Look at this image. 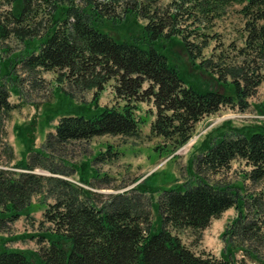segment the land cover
Listing matches in <instances>:
<instances>
[{
	"label": "trees",
	"instance_id": "trees-1",
	"mask_svg": "<svg viewBox=\"0 0 264 264\" xmlns=\"http://www.w3.org/2000/svg\"><path fill=\"white\" fill-rule=\"evenodd\" d=\"M8 1L12 5L8 16L11 21L6 16L0 18V39L14 35L24 47L19 60L14 58L11 65V60L6 64L8 77L21 65L29 73L43 70L63 72L69 79L81 76L84 87L95 90L90 107L94 114L61 117L55 132L47 134L42 151L104 135L139 137L141 122L136 115L137 103L150 101L156 108L150 134L162 138L173 154L190 141L196 125L204 117L216 114L224 106L247 110L249 99L256 95L263 82L260 68L251 65L247 68L243 62L222 74L231 76L230 82L223 81L231 92L199 90L186 84L169 49L176 38L180 39L192 68L208 72L205 63L210 65L209 62L197 63L202 47L195 52L194 44L178 25L201 24L204 29L238 4L242 6L239 13L244 18L246 32L245 46L240 53L245 58L252 55L258 61L264 60V0H173L155 11L149 6L134 4L137 8L127 9L123 18H132V30L137 26V33L125 31V35L123 31L110 29L121 24H103L109 18L104 19L91 3L88 8H77L60 0ZM35 1L47 8L43 10L45 19L34 25L31 22L40 14H34L30 20ZM140 18L146 24L135 23ZM9 27L14 31L9 32ZM33 27H38V31ZM111 79L116 80L115 98L122 103L100 106L103 84ZM217 79L222 81L220 77ZM58 80L63 81L60 77ZM10 97L8 86L0 78V129L17 108ZM258 108L264 114V102ZM224 123L207 134L200 145L201 152L191 160L193 182L165 189L151 188L146 180L152 174L131 192L110 195L100 203L91 191L68 180L33 173L35 168L47 166L29 163L26 156L12 166L21 171L6 168L5 165H11L16 159L13 147L6 144L3 151L7 161L0 154V230L24 213L28 216L35 195L46 192L55 198V203L44 212L43 221L50 228L44 234L33 236L44 246L36 252H24L3 244L0 264L264 263V125L234 127L229 121ZM35 132V124L31 123L20 139L26 141L25 154L43 156L41 152H32ZM2 140L0 145L4 146ZM111 154L114 152L109 147L100 153L98 160L104 161ZM236 160L250 168L244 172L243 181H250L253 189L258 187V190H248L243 184L208 181L207 174L217 175L230 169ZM47 169L54 174L68 175L57 168ZM149 192H160L156 202L151 200L147 204L144 196ZM149 205L156 210L158 226L152 221ZM230 209H235L237 216L222 235L224 248L220 257L205 252L197 254L183 243L181 231L190 230L201 236L213 219ZM240 252L243 255L238 258Z\"/></svg>",
	"mask_w": 264,
	"mask_h": 264
},
{
	"label": "rangeland",
	"instance_id": "rangeland-1",
	"mask_svg": "<svg viewBox=\"0 0 264 264\" xmlns=\"http://www.w3.org/2000/svg\"><path fill=\"white\" fill-rule=\"evenodd\" d=\"M173 0H60L62 4L74 5L77 8H88L89 3L97 8L103 15L105 23L103 24H121L112 25L110 29L114 31H125L127 33H137L136 28L132 30V18L124 19L127 9L137 8L141 4L149 6L151 10L165 8ZM11 4L8 0H0V18L6 16L10 22ZM46 6V7H45ZM50 8V5L48 6ZM47 8L40 2H33V9L30 10L31 24H40L45 19L43 10ZM241 5H234L228 8L227 13L219 20L208 24L202 28L201 24H179L178 29L182 30L190 43H193L195 52L198 47H202V55L197 59V63H205L208 72L193 69L186 52L179 44L180 39L176 38L169 49L172 61L179 65L180 72L187 85L195 86L199 90L211 89L228 93V86L225 81H231V76L224 77L227 73L240 66L243 62L248 65L260 68V74L263 76V82L258 87L255 96L249 99L250 107L242 111L238 108L224 106L216 114L204 117L195 128L192 139L189 143L177 152L171 153L165 141L162 138L153 137L150 134V126L155 118L156 108L150 101L138 102L137 118L141 124V135L136 138L104 135L95 137L89 141H76L65 146L54 145V150H43V144L46 136L50 132H55L54 127L61 117L73 114L91 117L94 114L92 100L95 90L84 87L80 82L81 76L65 78L64 73L48 72L37 70L29 73L18 65L10 77L6 74L8 69L6 64L11 60L10 65L23 54V45L14 36L8 39H0V78L5 83L10 92V102L17 108L11 112L9 117L4 120L0 129V140L4 141V146L0 145V154L2 160L7 161L4 153L6 144L13 147L16 155L15 161L11 165H5L12 169V166L22 159L28 157L29 163L37 162L45 164L47 167L57 168L60 172H67L68 175L54 174L47 167H37L33 173L60 177L70 181L77 187L85 188L92 192V196L98 203L108 199L110 195L123 192H131L137 184L146 179L147 186L161 189L169 188L173 185L183 182H193L191 178L190 163L200 151V145L206 139L208 133L223 126L225 121H229L234 127H244L246 125H264V120L259 119L258 105L264 102V60L258 61L255 56L243 57L240 50L245 46L244 30L245 22L239 13ZM9 16V17H8ZM107 16V17H106ZM111 18H113L112 21ZM130 20V21H129ZM115 22V23H114ZM146 24V20L140 18L135 23ZM121 28V29H120ZM38 31V27L32 28ZM123 29V30H122ZM13 32V27L8 28ZM118 32V33H119ZM207 43L205 48L203 44ZM197 54V53H196ZM206 60V61H205ZM232 68V69H231ZM208 73V74H207ZM6 74L3 78L2 75ZM58 77L63 81H59ZM218 77L222 79L218 81ZM15 79V80H14ZM224 81V82H223ZM60 84V85H59ZM115 79L105 81L104 91L99 96L100 106H113L122 103V100L115 98L114 86ZM147 87V85H145ZM35 124V143L32 152H41L43 156L29 154L26 152V141L20 139L21 134L29 130V125ZM223 124V125H222ZM19 129V130H18ZM19 132V133H18ZM113 150L114 154L107 156L103 160L100 153L106 152L108 148ZM116 153V154H115ZM47 157V158H46ZM0 165H2L0 163ZM9 166V167H8ZM250 168L244 162L234 161L230 169L222 170L217 175L207 174V179L211 183L223 182L236 185H244L246 189H253L250 181H243L244 172ZM89 182V184L83 183ZM160 192H149L144 196L145 201L153 203L159 198ZM152 197V198H151ZM55 203V198L46 192L35 195L32 198V206L29 209V215L26 213L13 224H5L0 230V247L6 244L7 247L24 252H36L42 246L37 238L39 234H44L49 223H45L44 212L48 206ZM152 221L158 226V215L156 210L149 205ZM235 209L224 213L220 218L213 219L208 228L202 231L201 236H196L192 231H181L179 236L183 243L197 254L205 252L220 256L224 248L222 235L227 225L236 218ZM158 222V223H157ZM10 240V241H8ZM242 252L238 258H241ZM264 259V254L262 255ZM259 264V263H249Z\"/></svg>",
	"mask_w": 264,
	"mask_h": 264
},
{
	"label": "built area",
	"instance_id": "built-area-1",
	"mask_svg": "<svg viewBox=\"0 0 264 264\" xmlns=\"http://www.w3.org/2000/svg\"><path fill=\"white\" fill-rule=\"evenodd\" d=\"M259 118H264V117H259Z\"/></svg>",
	"mask_w": 264,
	"mask_h": 264
},
{
	"label": "crops",
	"instance_id": "crops-1",
	"mask_svg": "<svg viewBox=\"0 0 264 264\" xmlns=\"http://www.w3.org/2000/svg\"><path fill=\"white\" fill-rule=\"evenodd\" d=\"M228 211H230V210H228ZM228 211H227V212H228ZM225 213H226V212H225ZM216 255H217V254H216Z\"/></svg>",
	"mask_w": 264,
	"mask_h": 264
}]
</instances>
